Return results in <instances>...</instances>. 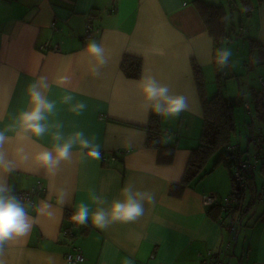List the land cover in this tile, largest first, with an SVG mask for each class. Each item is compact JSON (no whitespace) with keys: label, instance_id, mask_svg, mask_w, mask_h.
<instances>
[{"label":"crops","instance_id":"1","mask_svg":"<svg viewBox=\"0 0 264 264\" xmlns=\"http://www.w3.org/2000/svg\"><path fill=\"white\" fill-rule=\"evenodd\" d=\"M227 1L249 7L247 20L252 30L249 51L243 54L242 82L238 81V91L231 93H239L245 100L244 109L252 118L251 136L246 151L234 139L232 145L244 160L256 161L257 167L255 155L264 148V119L257 111L264 110V0ZM222 3L225 0H0V130L14 126L15 117L28 110L27 85L44 76L50 84L45 94L56 103L49 122L62 123L66 137L82 131L95 138L102 152L100 160L81 162L74 149L73 159L62 162L51 175L34 159L40 151L51 149V131L23 142L31 158L18 161L9 183L16 192H29L43 183L41 196H34L26 206L36 216L40 202L47 200L54 214L40 216L28 236L10 242L7 264H264V211L252 214L257 221L252 219L254 224L241 236L235 235L227 227L230 218L215 221L205 204L208 194L224 200L222 194L227 191L222 189L227 183L232 188L228 175L218 187L206 182L208 172L193 179L186 176L204 123L194 69L200 70L205 95L211 98L208 74L219 68L216 40L220 44L226 39L217 32H226L228 27L227 15L209 24L204 7ZM92 40L105 48L106 65H98L85 53ZM157 48L165 54L157 55ZM127 58L140 62V78L126 75ZM97 68L98 74L94 71ZM232 69L235 72V66ZM143 76H152L169 86L173 94L186 96L190 104V110L179 117H159L165 143L176 146L168 160L146 145L148 132L144 128L155 113L145 109ZM228 76L226 71L225 86ZM62 77L68 78L66 84H60ZM65 95H72L73 103L87 105L82 114L77 115L72 104L62 102ZM256 119L259 122L255 123ZM238 133L237 125L234 136ZM7 134L10 142L5 149L14 157L16 131ZM256 137L261 139L259 143L253 140ZM113 153L120 159L111 160ZM104 158L109 159L107 163ZM254 174L250 172L249 182ZM128 185L154 195L137 221L117 222L101 230L90 223L75 224L67 217L81 202L95 208L91 189L106 199L107 207L123 198L122 189ZM172 187L175 195L170 194ZM61 191L67 194L65 206L57 202ZM246 207L252 212L250 204ZM239 244L242 253L237 259ZM73 245L83 252V261H67Z\"/></svg>","mask_w":264,"mask_h":264},{"label":"clouds","instance_id":"2","mask_svg":"<svg viewBox=\"0 0 264 264\" xmlns=\"http://www.w3.org/2000/svg\"><path fill=\"white\" fill-rule=\"evenodd\" d=\"M157 55H164L162 48L154 49ZM85 53L95 58L98 65L108 63L106 50L102 44L92 40L86 45ZM232 57L231 49L221 48L216 55V64L221 69H226ZM99 73V69H94ZM67 77L60 79V84H66ZM50 84L46 77L40 76L36 82L27 85V96L30 107L21 111L15 117L14 126L0 130V264H7L5 260L6 249L10 242L26 237L39 217L47 215L51 217L52 204L47 200L41 201L36 208L37 215L30 214L24 199L19 196L14 187L9 183V176L18 169L19 162H27L31 157L25 151L23 142L29 138H42L51 131L53 141L51 149L40 151L34 159L49 174L55 175L62 162L71 161L74 149L77 150L81 162L88 160H100L102 158L101 146L95 142V138H89L82 131H75L69 136L63 132V124L49 122V117L56 112V103L49 100L46 90ZM141 93L145 100V109L162 117H179L183 112L190 110L188 98L184 95L173 94L169 86L161 84L152 76L141 78ZM72 95L62 98L64 104H72L71 110L80 115L86 109L84 102H75ZM147 122V121H145ZM54 129V130H53ZM16 131L17 147L15 156H10L5 145L10 142L7 134ZM18 158V159H17ZM93 209L88 203L81 202L75 207L70 219L73 223L87 226L89 223L95 228L106 230L114 223H133L145 212V204L154 201V195L150 192H141L128 185L122 189V199L111 202L107 207L106 199L90 190ZM57 202L61 206L68 204L67 194L63 191L57 195Z\"/></svg>","mask_w":264,"mask_h":264},{"label":"trees","instance_id":"3","mask_svg":"<svg viewBox=\"0 0 264 264\" xmlns=\"http://www.w3.org/2000/svg\"><path fill=\"white\" fill-rule=\"evenodd\" d=\"M213 8L214 6L206 8L204 7V11L209 18V24L211 21H214L215 18L220 19L224 15L222 10H219L216 14H214ZM216 41L215 48L216 51H218L221 46L218 39ZM139 64L140 62L138 60L127 58L125 60L124 67L126 75L130 78H140L141 70L139 67L137 68ZM194 71L198 81L200 96L202 98L204 123L200 138V145L192 151L188 168L186 170V176L188 179L198 177L203 172L204 168L207 166L212 157L219 155L218 160L215 161L213 167L223 164L230 171L232 193L230 195L229 201L226 204L221 201L222 199H219L221 202L220 205L213 204L212 206H209L210 208L208 209V214L210 217H212V219L218 222L223 220V217L226 218L227 216V218H230L227 227L234 226L235 219L238 217L239 219L236 223V230H238L237 226L242 223V219L244 217L246 218L250 213L244 201L246 180L249 179L250 172L253 175L254 170L256 169V165L250 161L244 160L242 154L239 153V151L232 145L233 136L236 132L237 126L235 111L236 108L245 105V100L242 95L237 97H226L221 93L214 97L207 98L205 95V84L203 78L200 76V70L195 67ZM223 75L218 72V77L221 78V82L225 81ZM257 111L258 114H260V118L263 120L264 110L259 108ZM144 130L148 132V138L146 142L147 147L157 149L162 155L165 156V160H168L170 157H172L176 146L174 144L165 143L164 134L160 126V118L157 114L152 116L150 125L144 128ZM253 140L256 143L261 141L259 137H256ZM255 157L259 160V163L261 161L259 169L264 178V148H260ZM110 159L117 160L120 159V156L117 153H113L111 154ZM108 160L109 159L104 158L106 163ZM241 184H243L242 188H240ZM174 189L175 188L172 187L170 193L171 195H175L177 193V191H174ZM31 202L32 199L30 202H26V204ZM72 213L73 212H68L67 217L70 218ZM220 217H222L221 220ZM235 231L233 234H235Z\"/></svg>","mask_w":264,"mask_h":264},{"label":"rangeland","instance_id":"4","mask_svg":"<svg viewBox=\"0 0 264 264\" xmlns=\"http://www.w3.org/2000/svg\"><path fill=\"white\" fill-rule=\"evenodd\" d=\"M219 10H222L224 12L223 17L221 18L225 19V15H227L228 18L227 31L222 33L217 32V34L223 35L226 38L225 40L220 41L221 48L231 49L232 51L230 64L225 69L229 74L228 76L229 79L225 86L226 80L221 82V78L217 76L218 75L217 69H216L217 74L213 69V73L211 75L208 74L209 77L208 90L210 95H213L212 97L216 96L219 93H221L223 96L226 97H237L239 96L238 95L239 93L238 94L235 93L234 96H231L232 95L231 93L238 91L239 89L238 81H241L243 76L242 73V68L244 66L243 54L245 52L248 53L249 51V46L251 42L250 36L252 35L250 22L249 20H247L249 7L243 3H239L237 5L235 2H232V4L230 5L229 2L225 0V3L214 6L213 13L216 14ZM215 26L216 25H214V28ZM247 32L249 35L247 34ZM234 66L236 69L235 72L232 69ZM244 71L245 72L247 71L246 67L244 68ZM235 116H236L239 133L236 136H233V139L236 143L242 145L243 150L246 151L248 139L251 136L252 127H250V125L252 123V118L250 114L245 111L244 106L236 108ZM257 122H259L258 119H256L255 123ZM260 128H263V126H260ZM258 134L261 135V133H257V135ZM253 151L254 149L253 147H251V153ZM217 157L211 159L203 170V175L205 174V172L209 173L207 176L205 174L204 178H206L205 179L206 182L212 184L215 187H218L219 185L222 184L221 180H223L225 174H227L228 178H230V171L225 167V165L221 164L217 168L213 167L215 161L217 160ZM252 163L255 164L256 161L255 162L252 161ZM259 167H260V163H257V167L255 169V174H254V180L250 182L249 180H246L244 201L245 204L251 205L252 212H250V214L247 216L246 222L244 217L242 219V223H240L237 226L238 230L235 231V235L238 234V236H241L242 233L245 232L247 227L254 224V221H257L258 218L256 216L250 217L252 214L253 215L254 213L260 214L264 211L263 210L264 209V187H263L264 179L260 173ZM222 191H227L226 194H222L224 200H221L224 204H226L229 201L232 188H230L229 184L227 183V187L223 188ZM241 253H242V247H240L239 244V249H237V254L235 257L238 259Z\"/></svg>","mask_w":264,"mask_h":264},{"label":"built area","instance_id":"5","mask_svg":"<svg viewBox=\"0 0 264 264\" xmlns=\"http://www.w3.org/2000/svg\"><path fill=\"white\" fill-rule=\"evenodd\" d=\"M42 48H44V46H42ZM55 49H59V45H56ZM218 72H221L222 74L226 75V71L221 70L220 68H218ZM158 117H160V116L158 115ZM242 187H243V184L240 185V188H242ZM43 190H44L43 183H39L36 187H34L29 192L28 191H20V192H16V193L24 199L25 204H26V202H30L34 196H38V197L41 196V193ZM220 203L221 202H220V200L216 194H208L205 198V204L207 206H212L213 204H219L220 205ZM238 219L239 218L237 217L235 219L234 226L229 228L232 233L236 230V223H237ZM72 249H73V252L68 253L67 257H66V259L69 263L81 262L85 259V256H84L83 252L80 250V248L73 245ZM204 264H225V263L216 261V262L204 263Z\"/></svg>","mask_w":264,"mask_h":264}]
</instances>
